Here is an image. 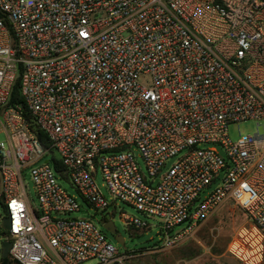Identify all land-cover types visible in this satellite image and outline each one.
Returning a JSON list of instances; mask_svg holds the SVG:
<instances>
[{"label":"built area","instance_id":"2783aa9c","mask_svg":"<svg viewBox=\"0 0 264 264\" xmlns=\"http://www.w3.org/2000/svg\"><path fill=\"white\" fill-rule=\"evenodd\" d=\"M17 80L47 148L22 106L8 104ZM247 119H264V0H0V195L12 264H125L133 256L92 220L65 217L80 205L59 176L96 211L120 200L157 219L166 243L231 201L247 224L227 252L240 264L263 263L264 127L235 141L227 133ZM208 143L224 155L199 146ZM120 215L127 226L149 227Z\"/></svg>","mask_w":264,"mask_h":264},{"label":"rangeland","instance_id":"374dc122","mask_svg":"<svg viewBox=\"0 0 264 264\" xmlns=\"http://www.w3.org/2000/svg\"><path fill=\"white\" fill-rule=\"evenodd\" d=\"M258 125L264 127V119H247L233 122L228 125L227 133L230 140L235 141L241 135L255 133ZM0 141H5L3 132H0ZM199 146L216 147L219 153L224 155V148L219 143L200 144ZM134 152L139 165L146 172L143 159L139 156L137 149H134ZM53 156L59 158V153L54 150ZM177 157L168 158L165 166H170ZM47 158L51 159V155L43 157L34 165L43 163ZM95 179L104 196L111 201L100 171L96 174ZM58 181L69 194L76 198L80 205V210L65 214V217H85L92 220L105 233L107 239L119 252H127L133 255L125 260V264H240L230 256L227 252V247L238 228L247 224V218L244 212L231 201H225L220 204L189 234L176 239L172 243H166L163 240V234L160 232V224L157 219L147 217L120 200L117 201L116 206L110 205L103 212L96 211L66 177L59 176ZM24 183L29 201L33 207H36L38 205L37 195L28 172L24 176ZM215 186L216 183H213L201 191L198 201H202ZM122 211L147 222L149 227L136 228L127 226L121 218L120 213ZM6 215L5 206L0 201V251L4 233L1 221ZM103 215H106L107 219L112 217L117 232L123 238V244L117 242L114 236L103 228ZM188 223V221H184L175 225L170 231V235H174L177 231H182ZM80 264H97V260L88 259ZM261 264H264V262Z\"/></svg>","mask_w":264,"mask_h":264},{"label":"trees","instance_id":"16d2710c","mask_svg":"<svg viewBox=\"0 0 264 264\" xmlns=\"http://www.w3.org/2000/svg\"><path fill=\"white\" fill-rule=\"evenodd\" d=\"M8 104L9 105L19 104V105L22 106L23 114L25 115L26 119L30 122L32 130L37 135V137L40 140L41 144L44 147H46V148L49 147V140H48L47 135L40 128H38L37 126H35L32 123L31 117H30V115H29V113H28V111L26 109V105H25L23 96L21 95V92H20V87H19V81L18 80L16 81L15 85L12 88ZM52 160H53L54 168L57 171H63L64 170V166L61 164V161L59 159H57L54 156H52ZM0 264H12V262L9 259V257L6 256V257H0Z\"/></svg>","mask_w":264,"mask_h":264},{"label":"water","instance_id":"95a60500","mask_svg":"<svg viewBox=\"0 0 264 264\" xmlns=\"http://www.w3.org/2000/svg\"><path fill=\"white\" fill-rule=\"evenodd\" d=\"M50 154H52V152H50ZM57 174H60L59 171H57ZM0 201L4 203V196L3 195H0ZM1 225H2V228L4 229V231H6L7 229H9L10 227V219H9V216H4L2 218V221H1ZM103 228L110 232L113 236H114V239L119 242L120 244H123V238L122 236L117 232V229L115 227V224L113 222L112 219H107L105 222H103ZM9 247H10V241L9 240H6V239H3L1 241V251H0V257H6L8 256V250H9Z\"/></svg>","mask_w":264,"mask_h":264}]
</instances>
